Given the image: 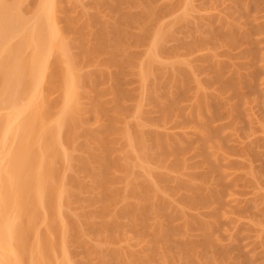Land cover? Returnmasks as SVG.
<instances>
[{"label":"rangeland","instance_id":"1","mask_svg":"<svg viewBox=\"0 0 264 264\" xmlns=\"http://www.w3.org/2000/svg\"><path fill=\"white\" fill-rule=\"evenodd\" d=\"M101 1L104 0H57L59 26L82 75L108 73L113 68L107 69L102 64L107 56L99 58L91 66L85 65L79 57V40L77 36L67 33L64 21L70 16L67 18L74 19L78 26H85V39H89L98 28V24L89 23L91 18L98 19L100 24L111 25L108 23L114 22L111 11L101 5ZM182 2L184 0H156V7L175 6L174 11L169 10L168 13L165 10L162 20L159 19L160 31L156 29L160 34L170 33L168 37L173 38L166 35L168 39H164V44H161L164 52L157 59V65L166 62L170 68L163 67V71L157 73V79L149 76L147 84L141 82L138 68L125 76L122 87L126 93H130L131 98L124 104L128 112L118 117L117 128L122 131L139 124L143 132L157 133L164 142L168 140L169 148H180L183 152H180V156L165 155L162 149L150 146L145 160L135 155L125 159L126 155L132 153L127 137L120 131L110 135L113 158L126 160L132 166V174L127 179L116 174L119 181L112 191L123 194L124 200H118L110 207V215L102 218L99 216L102 193L96 185L98 166L92 165L91 174L81 170L82 161L87 158L82 147L88 143L84 136L81 137L71 154L69 167L63 173L68 183L66 221L80 229L78 237L73 230L69 229L68 232L67 253L71 264H166L164 255L167 248L155 241L154 233H157L159 226L171 232L174 248L170 255L173 264L186 262V250L181 248L186 244L193 247V264H209L213 259H217L218 264H264V0H188L186 9ZM36 3L38 0L24 2L22 12L26 19L31 16L30 12L34 11ZM178 3L181 5L178 8L186 10L184 15L180 9L175 10ZM138 10L126 11L133 14ZM181 13L185 18L184 22L180 21L182 24L178 20ZM235 28L239 33H251L252 45L243 42L232 48L226 44L224 46L223 42L217 41L218 38L213 39L216 30L221 29L226 33L231 29L235 31ZM130 31L135 33L138 30ZM152 32L151 28L150 34ZM149 38L151 40V35ZM196 39L204 43L200 49L198 47L191 53L181 49V45H190ZM177 45L179 51L176 50ZM144 46L148 48V44ZM143 48L135 46L130 51L138 56V60L139 57L144 60L148 49L145 51ZM216 65H220L223 72V83L234 80L239 73L242 77L252 78V87L239 90L240 94L232 91L220 93V85L216 82L219 79H216L217 74L212 70L213 66L218 67ZM185 70L192 73V81L179 89L177 81L181 79V73L186 74ZM170 80H174L173 83ZM112 82L103 81L97 85L102 91L99 101L108 110L115 106V98L110 94L114 85ZM91 86L92 81H89L79 91L80 109L86 123L83 130L99 137L98 130L105 121H98L93 113L96 93ZM168 91L179 96V106L176 109L178 111H172L167 114L169 117H164L166 113L162 115V111L170 105V99L164 96ZM200 98L209 104L213 103V115L215 112L219 114L214 117L215 121L211 119L214 126L211 128L218 129L220 133L215 139L204 136L205 132L199 128L201 120L198 121L195 112L199 109ZM217 98L221 99L219 103L214 102ZM53 99L57 100V95ZM2 114L5 111H0ZM93 147L96 151L97 146L93 144ZM128 183H134L139 189L153 184L154 191L159 192L158 199H162L159 201L155 198L157 195L152 194L150 198L154 197V202L150 200L151 206L146 208L143 220L135 216L119 217L128 204L138 202L127 195ZM186 184L188 189L181 187ZM197 189L208 201L191 207L185 201L195 199ZM157 201L165 206L162 211L153 208V203L157 204ZM112 220L119 225L118 231L113 234L101 231L103 223ZM206 242L209 244L204 246ZM220 254L225 256L222 262L221 258L218 259Z\"/></svg>","mask_w":264,"mask_h":264},{"label":"bare ground","instance_id":"2","mask_svg":"<svg viewBox=\"0 0 264 264\" xmlns=\"http://www.w3.org/2000/svg\"><path fill=\"white\" fill-rule=\"evenodd\" d=\"M24 2L26 0H0V111H5V114L0 115V264H71L67 253L68 232L69 229L73 230L78 237L80 229L77 225H70L66 221L68 183L63 173L69 167L71 154L75 151L77 141L84 136L88 143L82 149L86 151L87 158L82 161L81 170L91 174L92 165L98 166L99 175L96 177V185L102 193L100 198L102 210L99 216L102 218L109 216L110 207L123 199V194L112 191V187L119 181L116 174H121L127 179L132 174V166L126 160L113 158L114 149L109 141L110 135L120 131L117 128L118 117L128 112L124 104L131 98V95L129 96L130 93L124 91L122 84L125 76L131 71L134 72V68L135 70L138 68L139 74H137L141 82H146V84L149 76L152 75L151 77L157 79V73L163 67L170 68L166 62L157 65V59L164 52L163 40L170 38L171 36L168 37L170 33L166 34L167 38L166 32L160 34L156 29L160 31L159 23L165 10L169 13V10L171 12L175 6L169 4L170 6L167 5L165 8L164 6L161 8L158 6V8L157 5L155 6L156 0L101 1L100 4L107 6V9L111 11L114 22L108 23L111 25H106L107 23L104 25L98 23V19L91 18L89 23L98 24V28L91 34L92 36L90 35L91 39H87L88 41L85 39V26H78L74 19L67 18L70 17L67 16L64 21L65 29L68 34L77 36L79 47H81L79 48L81 61L91 66L98 62L99 58L107 56L102 64L107 69L112 70L113 68L108 73L82 75L83 72L70 54V46L66 43L65 34L59 26L57 0H38L28 19L22 12ZM182 3L185 4L183 6L185 8L188 0ZM179 5V3L176 5L175 10L182 9V7L178 8ZM127 9L139 10L132 14L131 10L126 11ZM185 9L181 10L182 13L186 11ZM182 13L181 18L177 17L180 24L182 20L185 21L183 18L185 12L183 15ZM151 28L153 32L150 34ZM131 29L138 31L132 33ZM259 29H256L257 32ZM231 30H229L230 33L229 31L223 33L221 29L216 30L214 34L212 33L213 39L218 38L217 41L232 48L243 42L252 45L251 33H239L237 28L235 31ZM150 35L152 38L148 40ZM146 43L148 48H143L144 45L147 46ZM201 44L204 43L196 39V42H190V45H179L182 50L185 49L187 52L189 50L191 53L198 47L200 49ZM135 46L138 48L140 46L145 51L148 49L144 60L139 57L141 62L138 56L130 51ZM179 49L177 45L176 50L179 51ZM252 53L254 55L255 52L252 51ZM212 70L217 74L216 79H219L216 82L220 85L218 86L220 93L232 91L235 94L243 88L252 87L251 77H242L237 73L234 80L229 82L227 80L223 83L221 80L223 72H221L220 65L216 68L213 66ZM169 71L167 73L170 75ZM171 72L173 75L174 71ZM190 74L192 75L188 71L186 74L181 73V79L177 81L179 89L180 86L184 87L189 84L190 80L192 81ZM89 81H92L91 88L93 87L96 93L94 101L92 100L93 113L98 121L100 119L105 121L98 130L99 137L83 130L86 123L80 109L79 91ZM103 81L114 83L111 93L109 91L115 98V106L112 110L105 108L99 101L102 91L97 88V85ZM162 86L164 90V85ZM168 94H170L169 91ZM168 94H164L170 99V105L165 110V106L162 107L164 110L162 115L166 113L164 117L172 111H178L176 109L179 106H177L179 96H174L175 93H172L169 97ZM54 95H57V100L53 99ZM220 100L217 98L214 102L219 103ZM198 105L197 109H199L195 114L197 113L198 121L201 120L199 128L205 132L204 136L214 139L219 137L217 136L218 129H212L214 126L212 127L211 119L214 120V117L219 115L215 114L216 112L213 115V103L209 104L200 98ZM137 112H135L136 115ZM134 125L120 131V134L125 135L129 145L132 146V153L126 155L125 159L134 155L141 156L142 159L146 158L151 150L148 149L150 146L162 149L165 155L180 156L182 154L180 152L183 151H180L178 147L176 148L179 150L169 148L168 140L164 142L161 135L154 134V132H143L139 124ZM93 144L97 146L96 151ZM147 160L150 161V159ZM133 184H127V195L137 199L138 202L128 204L119 213V217L135 216L143 220L144 213L147 212L146 208L151 206L149 205L150 200L154 198L150 197L159 192L154 191L151 183L140 189ZM181 187L188 189V184L181 185ZM196 196L195 199H186L185 202L194 207V205H202L208 201L198 189ZM155 198L162 200L158 199V195ZM159 201L152 205L155 210L162 211V207L165 206L159 204ZM115 219L117 220V217ZM118 229L119 225L115 220L105 222L101 227V231L108 234H113ZM154 234L155 241L163 243L167 248V253L164 255L166 264H173L170 254L174 246L171 243L170 230L159 226L157 233ZM208 244L206 242L203 245ZM208 247L210 248L211 245ZM181 248H184L187 253L184 264H193L195 258L192 260L194 252L192 245H182ZM219 256L218 259L221 258L220 262H222L225 256L223 254ZM213 260L209 264H216L218 261Z\"/></svg>","mask_w":264,"mask_h":264}]
</instances>
